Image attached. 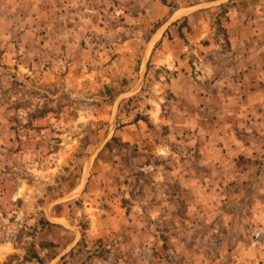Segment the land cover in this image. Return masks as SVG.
<instances>
[{
	"label": "rangeland",
	"instance_id": "374dc122",
	"mask_svg": "<svg viewBox=\"0 0 264 264\" xmlns=\"http://www.w3.org/2000/svg\"><path fill=\"white\" fill-rule=\"evenodd\" d=\"M0 264H264V0H0Z\"/></svg>",
	"mask_w": 264,
	"mask_h": 264
}]
</instances>
